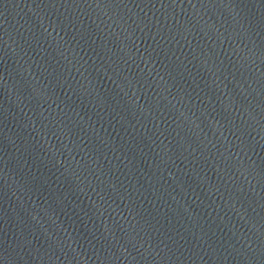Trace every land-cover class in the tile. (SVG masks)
Listing matches in <instances>:
<instances>
[{"label":"water","instance_id":"water-1","mask_svg":"<svg viewBox=\"0 0 264 264\" xmlns=\"http://www.w3.org/2000/svg\"><path fill=\"white\" fill-rule=\"evenodd\" d=\"M0 264H264V0H0Z\"/></svg>","mask_w":264,"mask_h":264}]
</instances>
